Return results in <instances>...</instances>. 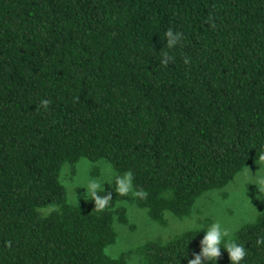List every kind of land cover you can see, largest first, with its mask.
<instances>
[{
	"label": "trees",
	"instance_id": "obj_1",
	"mask_svg": "<svg viewBox=\"0 0 264 264\" xmlns=\"http://www.w3.org/2000/svg\"><path fill=\"white\" fill-rule=\"evenodd\" d=\"M168 27L183 39L164 68ZM262 157L264 0H0V264H127L105 253L122 196L69 203L65 163L131 170L136 206L164 224ZM202 235L137 251L187 264ZM261 238L264 211L230 237L242 264H264Z\"/></svg>",
	"mask_w": 264,
	"mask_h": 264
},
{
	"label": "rangeland",
	"instance_id": "obj_2",
	"mask_svg": "<svg viewBox=\"0 0 264 264\" xmlns=\"http://www.w3.org/2000/svg\"><path fill=\"white\" fill-rule=\"evenodd\" d=\"M108 165L103 161L93 163L85 159L75 164L65 163L60 171V181L66 189L68 202L78 204L87 195L84 188L93 178L108 183L103 185L105 192L115 193L110 180L104 175ZM261 175H264V162L258 161L243 169L224 188L200 196L188 216L175 217L166 213L164 224L152 221L145 209L136 206L133 192L122 196L118 204L125 210L127 223L114 221L116 240L106 248V255L117 258L128 253L127 264H142V255L137 249L143 244L166 242L183 232L197 230V227L206 228L214 220H219L233 233L239 226L254 220L264 211V199L257 195L255 183L256 178ZM193 224L195 226L190 227ZM199 231L204 232L203 229Z\"/></svg>",
	"mask_w": 264,
	"mask_h": 264
},
{
	"label": "clouds",
	"instance_id": "obj_3",
	"mask_svg": "<svg viewBox=\"0 0 264 264\" xmlns=\"http://www.w3.org/2000/svg\"><path fill=\"white\" fill-rule=\"evenodd\" d=\"M163 47L159 51V64L161 67L167 68L175 62V50L180 45L183 39V34L168 27L162 33ZM183 62L189 63L187 56H184ZM50 101L42 99L40 104L42 107L47 108ZM261 159H264L262 157ZM104 175L110 180L115 193L121 196H128L129 193L134 192L133 187V173L131 170L118 174L112 170V166L108 165L105 168ZM257 195L264 199V175L256 178ZM103 183L98 179H90L85 189V192L91 197L94 205L99 208H104L109 204L112 199V193L104 191ZM103 190V194H101ZM135 195L144 196L146 193L142 191H135ZM195 226L190 225V227ZM203 229V235L198 243V251L191 253V258L187 260V264H216L217 258L222 255V250L227 253L230 264H242V261L247 255V248L244 244L237 243L230 239L232 232L228 227L222 225L219 220L212 221L206 228L197 227V232ZM258 244L264 243V238L257 241Z\"/></svg>",
	"mask_w": 264,
	"mask_h": 264
}]
</instances>
